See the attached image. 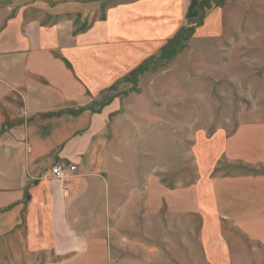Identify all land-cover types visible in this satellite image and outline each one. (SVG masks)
Masks as SVG:
<instances>
[{
    "label": "crops",
    "instance_id": "1",
    "mask_svg": "<svg viewBox=\"0 0 264 264\" xmlns=\"http://www.w3.org/2000/svg\"><path fill=\"white\" fill-rule=\"evenodd\" d=\"M212 2L0 0V236L17 240L18 264H112V219L137 210L223 220L264 251V175L204 178L173 191L138 174L136 159L110 156L101 139L121 104L115 90L153 49L182 31H219L222 13ZM78 4L91 6L79 31L81 16L70 15L81 13L72 10ZM96 10L101 17L88 22ZM237 137L223 143L229 162L264 164V149L233 148ZM57 164L77 173L58 180ZM221 244H210L211 254L232 263Z\"/></svg>",
    "mask_w": 264,
    "mask_h": 264
},
{
    "label": "rangeland",
    "instance_id": "2",
    "mask_svg": "<svg viewBox=\"0 0 264 264\" xmlns=\"http://www.w3.org/2000/svg\"><path fill=\"white\" fill-rule=\"evenodd\" d=\"M210 6L222 13L219 31H190L185 41L176 40L178 33L153 49L136 69L145 66L142 73H131L115 90L121 104L101 137L110 156L114 151L125 162L136 159L138 174L155 175L173 191L204 178L264 175V164L229 162L221 151L239 130L233 148L250 147L253 155L264 149V0H214ZM75 7L81 13L70 15L81 16L80 28L91 6ZM100 11L88 22L99 19ZM123 113L133 120L122 119ZM141 213L112 219V264H264L262 248L229 222L212 225L192 211ZM16 242L0 236V264H18ZM220 242L228 244L232 263L211 254L210 244Z\"/></svg>",
    "mask_w": 264,
    "mask_h": 264
},
{
    "label": "built area",
    "instance_id": "3",
    "mask_svg": "<svg viewBox=\"0 0 264 264\" xmlns=\"http://www.w3.org/2000/svg\"><path fill=\"white\" fill-rule=\"evenodd\" d=\"M77 172V167L75 165L73 166H63L60 164H57L52 169L53 176L58 180H67L71 178L75 173Z\"/></svg>",
    "mask_w": 264,
    "mask_h": 264
},
{
    "label": "trees",
    "instance_id": "4",
    "mask_svg": "<svg viewBox=\"0 0 264 264\" xmlns=\"http://www.w3.org/2000/svg\"><path fill=\"white\" fill-rule=\"evenodd\" d=\"M82 28H78V30L77 31H79V30H81ZM191 33H192V30H191ZM190 34V32L189 31H182V32H180L179 33V35L180 36H177L176 37V40H187V39H189V35ZM144 68H146L145 66H141L138 70H136L135 72H134V74H132L131 75V77H134L136 74H140V73H142V71H143V69ZM140 71V72H139Z\"/></svg>",
    "mask_w": 264,
    "mask_h": 264
}]
</instances>
